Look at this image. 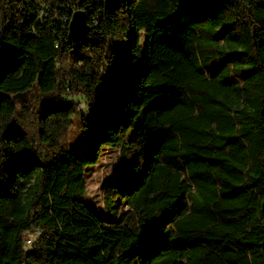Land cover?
Here are the masks:
<instances>
[{
  "label": "trees",
  "instance_id": "trees-1",
  "mask_svg": "<svg viewBox=\"0 0 264 264\" xmlns=\"http://www.w3.org/2000/svg\"><path fill=\"white\" fill-rule=\"evenodd\" d=\"M0 264H264V0H0Z\"/></svg>",
  "mask_w": 264,
  "mask_h": 264
},
{
  "label": "rangeland",
  "instance_id": "rangeland-1",
  "mask_svg": "<svg viewBox=\"0 0 264 264\" xmlns=\"http://www.w3.org/2000/svg\"><path fill=\"white\" fill-rule=\"evenodd\" d=\"M36 93L33 91L29 97L38 99L39 94ZM35 99L31 101H35ZM71 102H75V100L72 99ZM77 107L83 110L86 105L79 103ZM133 159V148L119 151L117 148L104 147L97 163L86 169L84 174L86 190L81 199L98 215L106 219H118L125 209L118 189L124 183Z\"/></svg>",
  "mask_w": 264,
  "mask_h": 264
},
{
  "label": "water",
  "instance_id": "water-1",
  "mask_svg": "<svg viewBox=\"0 0 264 264\" xmlns=\"http://www.w3.org/2000/svg\"><path fill=\"white\" fill-rule=\"evenodd\" d=\"M69 37L75 40H84L88 35L89 28L85 21V15L82 11H75L72 14L68 25Z\"/></svg>",
  "mask_w": 264,
  "mask_h": 264
},
{
  "label": "built area",
  "instance_id": "built-area-1",
  "mask_svg": "<svg viewBox=\"0 0 264 264\" xmlns=\"http://www.w3.org/2000/svg\"><path fill=\"white\" fill-rule=\"evenodd\" d=\"M70 22V21H69ZM69 22H68V25H69ZM25 242L27 243V244H30V242H31V238H26L25 239Z\"/></svg>",
  "mask_w": 264,
  "mask_h": 264
}]
</instances>
